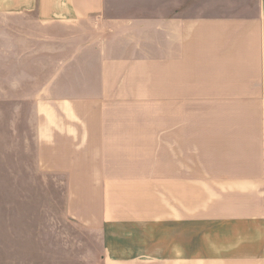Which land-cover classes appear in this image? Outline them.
I'll return each mask as SVG.
<instances>
[{
    "label": "crops",
    "instance_id": "1",
    "mask_svg": "<svg viewBox=\"0 0 264 264\" xmlns=\"http://www.w3.org/2000/svg\"><path fill=\"white\" fill-rule=\"evenodd\" d=\"M0 15L1 69L47 96L29 120L40 168L102 232L96 264H264V0H0Z\"/></svg>",
    "mask_w": 264,
    "mask_h": 264
},
{
    "label": "rangeland",
    "instance_id": "2",
    "mask_svg": "<svg viewBox=\"0 0 264 264\" xmlns=\"http://www.w3.org/2000/svg\"><path fill=\"white\" fill-rule=\"evenodd\" d=\"M35 90L30 94L29 80L6 77L1 69L0 15V264L99 263L102 232L67 214L63 177L40 168L29 120L36 118L34 99L47 96ZM146 101L156 96L135 102Z\"/></svg>",
    "mask_w": 264,
    "mask_h": 264
}]
</instances>
